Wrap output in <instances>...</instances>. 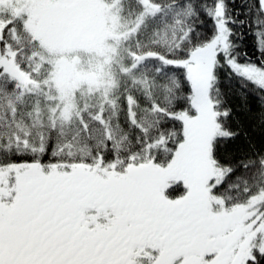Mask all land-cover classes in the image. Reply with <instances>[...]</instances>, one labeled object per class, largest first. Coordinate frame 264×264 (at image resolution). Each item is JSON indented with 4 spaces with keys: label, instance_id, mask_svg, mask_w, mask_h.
I'll return each mask as SVG.
<instances>
[{
    "label": "snow or ice",
    "instance_id": "obj_1",
    "mask_svg": "<svg viewBox=\"0 0 264 264\" xmlns=\"http://www.w3.org/2000/svg\"><path fill=\"white\" fill-rule=\"evenodd\" d=\"M0 264H264V0H0Z\"/></svg>",
    "mask_w": 264,
    "mask_h": 264
}]
</instances>
